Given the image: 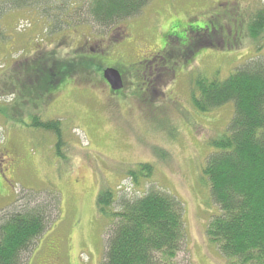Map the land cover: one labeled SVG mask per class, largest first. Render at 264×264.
I'll use <instances>...</instances> for the list:
<instances>
[{"label": "rangeland", "instance_id": "1", "mask_svg": "<svg viewBox=\"0 0 264 264\" xmlns=\"http://www.w3.org/2000/svg\"><path fill=\"white\" fill-rule=\"evenodd\" d=\"M93 1L9 7L0 0V221L34 207L43 212L47 229L24 255L26 264H99L111 229L97 206L99 193L115 191L120 207V197L158 188L183 205L177 262L227 264L207 234L221 210L204 168L210 143L228 130L234 103L202 111L192 97L198 78L224 80L264 54V28H254L264 0H150L111 27L92 20ZM206 27L219 32L204 36L214 47L203 43L209 42L201 38ZM190 44L191 56L177 55ZM52 51L76 62L91 53L96 64L78 67L71 83L56 86L39 104L5 92L18 66ZM109 67L121 73L118 91L104 78ZM33 115L60 119L61 153L57 136L34 127ZM144 163L154 166L153 175L136 185L129 170Z\"/></svg>", "mask_w": 264, "mask_h": 264}, {"label": "trees", "instance_id": "2", "mask_svg": "<svg viewBox=\"0 0 264 264\" xmlns=\"http://www.w3.org/2000/svg\"><path fill=\"white\" fill-rule=\"evenodd\" d=\"M149 1L94 0L89 11L98 25L111 27L137 15ZM8 2L9 7H27L36 0ZM3 8L0 5V11ZM255 18L254 28L259 31L264 28V9ZM201 32L202 40L209 41L204 36L210 33V28ZM216 33L219 32L212 29L210 34ZM165 43L170 48L174 42L167 37ZM203 43L214 47L215 42ZM194 47L190 44L175 51L185 58L191 56L189 52L193 54ZM170 51L173 53L172 47L167 53ZM90 54L85 58L77 55L80 63L75 59H59L53 51L46 57L32 58L23 67L18 66L11 82L4 83V90L14 95L21 93L31 103L39 104L56 86L71 83L78 67L87 70L94 67L96 61ZM99 67L95 68L100 70ZM195 84L192 99L197 109L208 111L234 103L228 130L210 143L213 150L204 168L211 196L221 210L208 224V237L227 264H264V54L249 59L224 80L198 78ZM41 118L32 116L34 127L55 134L61 153L64 141L60 119ZM153 172L151 163L129 170L136 185ZM118 200L111 189L102 190L97 197L99 210L111 223L104 258L99 264H179L176 259L185 239L182 203L158 188L135 198L120 197V207H116ZM46 229L44 214L38 207L2 218L0 264H26L24 255L31 252Z\"/></svg>", "mask_w": 264, "mask_h": 264}, {"label": "water", "instance_id": "3", "mask_svg": "<svg viewBox=\"0 0 264 264\" xmlns=\"http://www.w3.org/2000/svg\"><path fill=\"white\" fill-rule=\"evenodd\" d=\"M104 78L107 80L112 90L118 91L122 88V76L117 68L109 67L104 70Z\"/></svg>", "mask_w": 264, "mask_h": 264}, {"label": "flooded vegetation", "instance_id": "4", "mask_svg": "<svg viewBox=\"0 0 264 264\" xmlns=\"http://www.w3.org/2000/svg\"><path fill=\"white\" fill-rule=\"evenodd\" d=\"M149 56H147V58H148ZM145 62H149V60H147V61H145ZM152 62H156L155 60H153V61H151V63ZM156 66L158 67V63L156 64ZM156 67V68H157ZM147 68V67H146ZM154 68H155V66L153 67V66H151L150 68H148V70L150 71V73L152 72L153 73V70H154ZM149 79V78H148ZM107 82V81H106ZM109 85V84H108ZM110 87V86H109ZM113 93H115V92H113Z\"/></svg>", "mask_w": 264, "mask_h": 264}]
</instances>
